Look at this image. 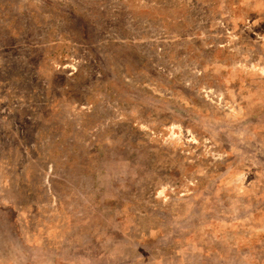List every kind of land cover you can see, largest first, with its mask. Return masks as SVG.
Instances as JSON below:
<instances>
[{
	"label": "rangeland",
	"instance_id": "1",
	"mask_svg": "<svg viewBox=\"0 0 264 264\" xmlns=\"http://www.w3.org/2000/svg\"><path fill=\"white\" fill-rule=\"evenodd\" d=\"M0 264H264V0H0Z\"/></svg>",
	"mask_w": 264,
	"mask_h": 264
}]
</instances>
